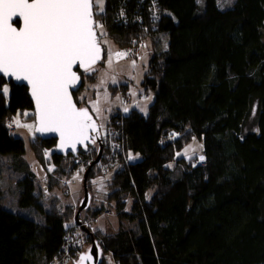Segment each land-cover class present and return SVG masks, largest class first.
Returning a JSON list of instances; mask_svg holds the SVG:
<instances>
[{"label": "trees", "instance_id": "1", "mask_svg": "<svg viewBox=\"0 0 264 264\" xmlns=\"http://www.w3.org/2000/svg\"><path fill=\"white\" fill-rule=\"evenodd\" d=\"M95 20L120 49L147 39L155 47L141 83L154 96L148 112L120 110L109 119L114 139L102 158L111 159L115 172L93 212L114 208L120 226L95 234L102 264H264V0H235L228 9L220 0H105ZM97 33L103 67L109 51ZM96 67L77 69L79 107ZM5 86L0 139L12 141L13 118L29 111L35 120L34 105L26 87L0 78V89ZM254 106L258 132L245 134ZM196 137L204 141V162L177 158ZM31 147L47 170L49 191L58 170L69 175L81 159L89 169L98 156L95 144L77 157L59 156L55 140L36 134ZM11 163L16 201L5 207L0 156V264L74 263L84 246L74 208L54 197L45 206L25 157L13 155ZM103 168L100 162L90 169L89 188Z\"/></svg>", "mask_w": 264, "mask_h": 264}, {"label": "snow or ice", "instance_id": "2", "mask_svg": "<svg viewBox=\"0 0 264 264\" xmlns=\"http://www.w3.org/2000/svg\"><path fill=\"white\" fill-rule=\"evenodd\" d=\"M104 3L105 0H0V74L30 85L38 116L35 130L59 133L61 149L75 150L77 144L89 140V131L97 128L88 109L78 108L73 102L69 89L80 79L74 66L87 72L101 59L95 29H103V25L94 16L104 11ZM14 18H22L19 30L13 26ZM127 55L117 51L110 55L108 63L111 65L112 56L122 59ZM0 92L6 96L7 87ZM16 123L30 130L33 127L18 120ZM91 142L95 143V138ZM90 258L84 256L81 260Z\"/></svg>", "mask_w": 264, "mask_h": 264}, {"label": "rangeland", "instance_id": "3", "mask_svg": "<svg viewBox=\"0 0 264 264\" xmlns=\"http://www.w3.org/2000/svg\"><path fill=\"white\" fill-rule=\"evenodd\" d=\"M234 2L235 0H220L221 7L225 9L232 7ZM104 9H105V3H104ZM98 31L101 35L102 42L107 44L108 46L109 54L106 61L109 60L111 54L117 51L128 53V55L122 59H117L114 56H112V58L114 60V65H113L115 66L114 70L116 75H118V79L121 81L120 83L125 82V84L129 85L128 93L130 98L125 95L124 91L126 90H124L123 87L120 88L117 87V89L110 88L109 91L112 92V95L114 97L117 96L118 105L122 107L126 105L124 108L127 109V111L123 109V112L125 114H128L133 109H137L142 113L146 114L148 112L149 106L154 100V96L153 94L146 95L143 91L141 83L143 76L147 71L149 61L155 51V47L152 40L147 39L144 40L138 46L135 47L132 46V48L128 47V48L120 49L113 43V41H111L104 26L103 29L98 28ZM159 41H160L159 43L161 44L162 42L164 43L163 39L159 38ZM112 64L113 63H111V66ZM113 66L112 67L107 66L103 68L104 66L101 67L100 65H98V67L95 68V70L98 71L97 79L91 83H85L84 89L80 97L81 101L83 102V106H86L92 110V113L98 122L100 128L101 140H103L102 141L103 154L104 152H107L106 149H107V144H109V140L114 139V137H111V135H113V131L115 130L114 129L115 127L111 126V122H109V119L112 114L114 115L116 114L115 106L117 105V100L112 99L111 96L109 97L107 95L108 93L105 87V85H107L108 83L110 84L115 83V77H114L115 74L113 72ZM5 87H7L8 89L7 95H9L10 89L8 86ZM95 91L98 93V100L96 101L93 99V94ZM97 108H99V111L96 110ZM253 108L254 109L246 122V129L244 130L245 134H247L248 132H252V133L258 132V126L256 123V115H257L256 107L254 106ZM29 115H30L29 111H24L23 114L18 113L13 118L11 129L15 138L12 141H10L7 138H5L4 140L0 139V156L2 160L1 190L4 192L3 193L4 197L2 198L1 202L5 207L15 206L16 198L13 195L17 193L16 186H17L18 176L13 171L12 169L13 166L11 162L13 155L21 154L25 157L32 171L36 174L38 178V185H36V191L39 192L40 188H42L41 192L43 193V198L45 202H48L45 204V206H49L51 204L53 205L51 200L48 201L49 198L51 197H54L55 201L61 204L62 206L70 205L75 210L72 219V222L75 224L74 218L76 219L77 213L80 208V203L85 196L84 177L88 172V168L85 166L88 164L81 163L82 160L81 159L80 162L78 163V167H76V170L72 173L70 172L69 175L68 173H62L59 172L60 170H58V173H54L53 177H51L52 189L51 191H49L47 189V181H46L47 170L35 158L36 156L34 153V149L33 147H31V141L33 140L36 134L35 133L36 123L32 117H29ZM17 120L22 125H33L32 129L30 130L27 127L17 126L16 123ZM106 134H110V136L106 138L105 137ZM95 145L97 151L99 152L100 145L98 143H96ZM46 156L48 160L50 158L49 154H46ZM130 157L132 158V156ZM176 157L185 158L186 160L191 161L194 165L202 164L205 160L204 141L197 137L193 138L181 150L177 152ZM201 157H203V159H201ZM101 159L100 162L101 165L104 166V168L102 169L100 176H98L94 180V185L92 189L88 187V179H87V188L91 196L90 206L86 210L82 211L78 218V220L81 221V226L89 230L93 234L95 239H96L95 234L97 236L99 235V233L115 232L120 226L117 218V212L115 211L114 208L112 209L106 208L105 212L100 215L94 213L95 212L94 210L100 207V205L103 202H105V197L108 193L107 183L111 178L113 172H115L114 169H111L109 167V165L112 164L111 159L108 158L103 159L102 157ZM69 162L70 161L68 160L67 163ZM67 163H63V165ZM170 165L173 166L174 164L172 163ZM52 168L53 167L50 164L48 166V170H52ZM36 217L38 216L36 215ZM81 226L77 224L76 229L77 231H80L82 233L81 238H79V240H81V242H84L83 252H85L91 246V238H87L85 236L86 233L82 230ZM73 259L75 260L76 258ZM75 262L76 260L74 261V263ZM74 263H72V261L70 260L64 259L62 261H56L54 264H74Z\"/></svg>", "mask_w": 264, "mask_h": 264}, {"label": "water", "instance_id": "4", "mask_svg": "<svg viewBox=\"0 0 264 264\" xmlns=\"http://www.w3.org/2000/svg\"><path fill=\"white\" fill-rule=\"evenodd\" d=\"M94 19H95V16H94ZM17 22H19V26L16 25ZM12 23H13V26L16 27L18 30L23 27L22 18H14ZM95 31H96V35H97V40L99 42L97 28L95 29ZM100 46H101V59L99 61H97V63L95 65H93L92 68L98 66L102 62L104 51H103V47H102L101 44H100ZM77 69L85 71L83 68H80L78 65L73 67V71L77 72V75L80 77V79H79L78 83L74 87L69 89V91L72 93L73 102L76 104V106L78 108H87V107H79L78 104L76 103V100H75V97H74V94H77L81 90L82 84H83L82 78H81L80 74L78 73ZM0 78H4L7 83H14L15 85L23 86V87H26L28 89V94H29V96H30V98H31V100L33 102V105H34V115H35L36 127H38L37 110H36L35 101H34L32 95H31L30 85H28L26 81H17L14 77H6V76H3L2 74H0ZM87 109L89 111V115L92 117V120L95 122L97 128H96L95 132H92L90 130L89 134H88L89 135V140L85 141L83 144H77L75 150H73L70 147H67V148H64V149H61L59 147V145H60L59 133H55V132L40 133V132H37V131L35 132L37 138H39L41 140H44V141L45 140H55L56 141V153L59 156H69V155H71V156L77 157L80 152L86 151L88 147L93 146L96 143H98L100 145V150L98 152L97 159L94 161V163H92V165L90 166V168L88 169V172L86 173V175L84 177L85 196H84L83 200L80 203V208H79V211H78L77 216H76V219H77L76 222H77V224L79 226H81V221H79L78 218H79V216H80L82 211H84L87 208H89L90 202H91V196H90V194L88 192V188H87L88 174H89L90 169L95 164H98L100 162V159H101L102 153H103V145H102L100 128H99L98 122H97L95 116L93 115V113L91 112V110L89 108H87ZM93 138H95V143L91 142ZM81 228L91 238V246L85 252H82L79 255L77 261L74 264H102L103 250H102L99 242L94 238L93 234L89 230H87L85 227H82V226H81ZM84 256H90L91 258L90 259L81 260V257H84Z\"/></svg>", "mask_w": 264, "mask_h": 264}, {"label": "crops", "instance_id": "5", "mask_svg": "<svg viewBox=\"0 0 264 264\" xmlns=\"http://www.w3.org/2000/svg\"><path fill=\"white\" fill-rule=\"evenodd\" d=\"M107 61H108V60H107ZM107 61H106V64H105V66H104L103 68H105V67H107V66L112 67V66L114 65V60H113V58L111 59V63H113L112 66L109 65V63H108ZM114 68H115V66H113V72H114V74H115V75H114V77H115V83H112L113 85L110 84V83H108L107 85H105V87H106V89H107V93H108L107 95H108L109 97L111 96L112 99H116V100H117V99H118L117 96L114 97V96L112 95V92L109 91V89H110V88H112V89H117V87L120 88V87H124V86H125L126 88H123L124 90H126V91H124V93H125V95H126L127 97L130 98L129 93H128V92H129V85H128V84H125V82L120 83L121 81L118 79V75H116ZM109 84H110V85H109ZM109 97H108V98H109ZM84 99H85V98H84ZM93 99H94L95 101L98 100V93H97L96 91H95L94 94H93ZM131 103H132V102H131ZM125 106H126V105H124V106L122 107V106L118 105V100H117V105L115 106V108H116L115 111H116V112H118V111H120V110L123 111V109L125 110V108H124ZM90 110H91V109H90ZM136 110H137V109H136ZM91 112H92V110H91ZM140 112H141V111H140Z\"/></svg>", "mask_w": 264, "mask_h": 264}, {"label": "flooded vegetation", "instance_id": "6", "mask_svg": "<svg viewBox=\"0 0 264 264\" xmlns=\"http://www.w3.org/2000/svg\"><path fill=\"white\" fill-rule=\"evenodd\" d=\"M83 107V106H82Z\"/></svg>", "mask_w": 264, "mask_h": 264}]
</instances>
